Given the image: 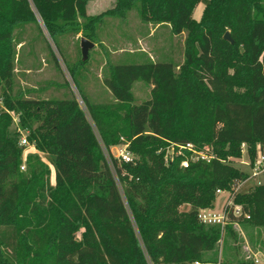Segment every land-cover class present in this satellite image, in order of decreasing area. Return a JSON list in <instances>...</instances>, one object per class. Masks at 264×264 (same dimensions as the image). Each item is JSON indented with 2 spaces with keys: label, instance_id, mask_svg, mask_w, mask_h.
<instances>
[{
  "label": "trees",
  "instance_id": "obj_1",
  "mask_svg": "<svg viewBox=\"0 0 264 264\" xmlns=\"http://www.w3.org/2000/svg\"><path fill=\"white\" fill-rule=\"evenodd\" d=\"M199 2L117 0L89 15L87 0H0L4 107L20 116L35 146L24 160L13 118L0 108V264L205 263L222 231L199 212L215 207L218 189L231 191L243 208L241 216L230 210L229 223L264 226V181L236 192L248 172L226 160L241 158L243 144L251 159L264 148V0H207L197 19ZM132 10L144 22L169 24L173 35L186 33L185 60L111 64L104 82L120 105L90 107L94 125L70 92L44 98L16 88L18 30L41 21L64 57V35L96 40L107 17L126 20ZM68 67L80 87L77 65ZM137 80L153 85L141 104L133 103ZM94 126L108 148L124 138L135 153L129 163L112 158L122 188ZM187 142L216 157L167 164L161 147Z\"/></svg>",
  "mask_w": 264,
  "mask_h": 264
},
{
  "label": "rangeland",
  "instance_id": "obj_2",
  "mask_svg": "<svg viewBox=\"0 0 264 264\" xmlns=\"http://www.w3.org/2000/svg\"><path fill=\"white\" fill-rule=\"evenodd\" d=\"M116 1L87 0V13L100 14L111 9ZM206 2L207 0H200L194 11V17L201 14ZM17 35L19 41L16 47L14 70L16 88L24 91L33 89L34 91L30 94L32 97L44 98L64 97L67 92H70V96L72 94L77 99L87 118L94 125L90 107L110 110L120 105L104 82L110 75L111 64L148 61H173L177 65L182 64L185 60L184 43L187 34L173 35L167 23L144 22L137 10H132L126 20L107 17L97 31V39L92 40L95 47L90 50L86 63L80 62L83 59L81 38L84 35L82 32H70L61 38L64 57L41 21L40 28L35 24H28L23 30H18ZM51 50L56 59L53 58ZM68 64L77 65L81 80L80 87L76 84ZM55 83H61L63 87L58 88ZM152 89L151 83L137 80L132 88L133 103L141 104L150 99ZM225 149L228 147L226 146ZM161 150L167 151L168 145H163ZM244 150L241 158L228 157L226 160L240 169L249 171L248 166L241 162L248 160L247 148ZM31 151L34 150L26 149V156ZM131 153L133 157H136L134 152L131 151ZM49 158V155L44 156V160L50 164ZM24 164L27 167V163ZM50 167L51 180L54 183V165L50 164ZM25 169L22 170L26 171ZM259 180L261 179L243 183L240 192L253 190ZM228 195L226 191L217 194L214 207L217 211L222 210ZM190 209L189 205L182 206L184 211ZM221 231L218 251L215 255L212 252L208 253L205 263L214 259L212 261H221L225 264H257V258L264 263V226H256L249 219H244L231 223L228 221L221 225Z\"/></svg>",
  "mask_w": 264,
  "mask_h": 264
},
{
  "label": "built area",
  "instance_id": "obj_3",
  "mask_svg": "<svg viewBox=\"0 0 264 264\" xmlns=\"http://www.w3.org/2000/svg\"><path fill=\"white\" fill-rule=\"evenodd\" d=\"M0 108L11 114L13 118V124H12L13 129L19 134V144L23 146L25 150L29 148L35 149V146L32 143H30L28 139L29 131L21 127L20 116L15 111H11L7 109L6 107H4V96L2 93L1 87H0ZM94 130L98 137L102 150L106 156V159L114 172L118 186L122 188L120 179L118 178L117 173L114 169L112 158L113 157L117 158L119 161L126 162V163L132 162L134 157L132 156V153L129 150V142H127L124 138H122V142L120 144L108 148L104 144L103 140L101 139V136L99 135V132L95 126H94ZM242 147H243L242 150L244 153L245 151L244 148L246 149L247 146L246 144H243ZM25 150H24V160H26ZM186 151H188L190 154H187ZM182 156H185V158L182 160L183 166H188L190 161H197V160L210 161L211 159L216 157V155L212 152H209L208 149H198L195 146V144L192 142H187V143H182V144H179V143L169 144L168 150L165 152L164 157H165L166 163L168 164L174 161L176 158L182 157ZM241 162L248 166L249 171H247L248 172L247 179L242 181L238 185V187L236 188V192H239L241 185L243 183H247L248 181L256 180L260 178L261 180L258 181L257 185L263 183L264 181V148H262L261 146H258L256 156L254 159H251L250 156L248 155V160L247 161L242 160ZM25 167H26L25 164L21 166L23 170L25 169ZM223 192H225V190H221V189L217 190V194L223 193ZM226 192H228L229 195L221 211H217L215 208H205V209L200 210L199 218L203 223L224 225L229 221L230 210L233 211V214L235 216H241L243 214L242 206L240 204H236L234 201L235 195L231 191H226ZM245 217L250 218V215L245 214ZM256 263L264 264V263H261L260 259L258 258L256 259ZM195 264H225V263L221 261H212L208 263L195 262Z\"/></svg>",
  "mask_w": 264,
  "mask_h": 264
},
{
  "label": "water",
  "instance_id": "obj_4",
  "mask_svg": "<svg viewBox=\"0 0 264 264\" xmlns=\"http://www.w3.org/2000/svg\"><path fill=\"white\" fill-rule=\"evenodd\" d=\"M225 39L233 42V38L231 36V33L228 31L225 34ZM95 47V43L88 39L87 37H82L81 38V49H82V55H83V60L86 61L89 59L90 56V50Z\"/></svg>",
  "mask_w": 264,
  "mask_h": 264
},
{
  "label": "crops",
  "instance_id": "obj_5",
  "mask_svg": "<svg viewBox=\"0 0 264 264\" xmlns=\"http://www.w3.org/2000/svg\"><path fill=\"white\" fill-rule=\"evenodd\" d=\"M201 14H202V12H201ZM201 14L198 17H195V18L199 19L201 17Z\"/></svg>",
  "mask_w": 264,
  "mask_h": 264
}]
</instances>
